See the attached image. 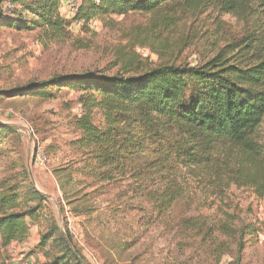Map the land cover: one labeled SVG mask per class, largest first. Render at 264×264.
I'll return each mask as SVG.
<instances>
[{"label":"trees","instance_id":"1","mask_svg":"<svg viewBox=\"0 0 264 264\" xmlns=\"http://www.w3.org/2000/svg\"><path fill=\"white\" fill-rule=\"evenodd\" d=\"M5 1L10 8L5 10L0 3V26L37 30L46 43L69 39V24L76 22L88 31L92 20L118 27L122 22L113 17L144 19L118 31L125 44L115 51V73L59 75L0 93L5 99L50 98L52 89L80 93L82 113L74 121L78 133L74 147L89 159L80 170L55 171L62 190L77 173L106 184L125 178L129 187L139 184L156 216H167L176 202L187 199L202 209L215 207L212 218H223L215 231L222 227L226 231V224L235 219L225 204L230 188L248 189L264 203V0L255 10L254 0H81L70 23L60 14L61 0ZM212 12L217 15L209 23ZM223 14L241 18L242 28L227 30L220 20ZM201 42L210 56L196 65L187 63L182 53ZM137 47L154 53L158 64L141 69ZM12 131L0 123V145ZM138 155L147 158L127 173V161ZM21 176L15 183L10 182L16 177L0 182L4 252L12 244L25 243L31 226H41L47 202L33 189L27 172ZM26 184L29 188L23 187ZM206 218L201 215L183 222L202 235L204 224L198 221ZM245 230L249 235L257 233L245 227L242 235ZM55 236L59 256L38 264H83L55 223L28 257L45 250Z\"/></svg>","mask_w":264,"mask_h":264},{"label":"rangeland","instance_id":"2","mask_svg":"<svg viewBox=\"0 0 264 264\" xmlns=\"http://www.w3.org/2000/svg\"><path fill=\"white\" fill-rule=\"evenodd\" d=\"M254 1L253 10L260 2ZM0 3L5 10L10 8L5 0ZM67 6L70 7L69 2ZM62 7L63 3L60 9ZM68 13V19L64 12L63 17L70 23L71 9ZM210 14L209 23L217 13ZM112 19L122 22V26L105 27L102 22L98 31L88 27L86 31L69 24V39L50 43L43 41L37 30L16 31L0 26V93L59 75L115 73L118 69L112 66L116 62L115 51L125 44L120 41L118 31L144 19L136 15ZM220 20L229 31L242 28V19L233 15L223 14ZM199 26H195L196 29ZM207 52L209 49L201 42L186 49L182 57L196 65L210 56ZM135 54L141 69L153 68L159 62L149 49L137 47ZM51 92L54 94L50 98L5 99L0 96V123L14 130L0 145V182L13 177L16 179L10 183L18 182L24 177L18 176L27 172L33 189L44 196L47 202L42 207L41 226L38 225L39 240L55 223L83 264H264V203L248 189L230 188L227 192L225 204L229 209L226 210L235 219L226 224V231L223 227L214 230L216 225L222 224L218 220H223L219 215L212 218L215 207L202 209L189 199L176 202L167 216H156L142 197L139 184L132 183L129 187L125 178L106 184L83 179L77 173L73 177L78 184L73 180L64 190L59 184L58 195L54 180L47 172L51 171L54 176L55 171L62 168L80 170L89 156L74 147L78 138L74 121L82 113L78 105L80 93L71 89H52ZM95 113L99 121L100 114ZM38 152L43 153V162L37 160ZM146 158V155H138L128 160L127 173L131 166L142 165ZM27 185L23 187L29 188ZM201 215L207 217L198 221L199 225L204 224L202 235L183 222ZM245 227H253L257 233L249 235L245 230L242 235ZM57 237L49 240L45 250L30 257L28 253L33 249L26 250L20 262L31 258L32 263L38 264L59 256ZM12 254L0 253V264H9L5 262L10 261Z\"/></svg>","mask_w":264,"mask_h":264},{"label":"crops","instance_id":"3","mask_svg":"<svg viewBox=\"0 0 264 264\" xmlns=\"http://www.w3.org/2000/svg\"><path fill=\"white\" fill-rule=\"evenodd\" d=\"M68 2H69V0H61V3H63V7L60 9V14H61V16H63V12H64L67 15V17H65V19H68L69 15H70V13H68L69 9H70V7L67 6ZM47 173L54 180V184H55L54 186L56 188V193H58V195H59V181H58L57 175L53 176L51 171H48ZM56 178H57V180H56ZM44 190H47V189L44 188ZM38 230H39L38 226H36V225L31 226L30 231H29V237L25 243L20 244V245L12 244L7 250V253H13L12 257H11L10 261H6L5 263L9 262V264H34V262L32 263L31 258H27V259L23 260L22 262H20V260L23 257H25L24 252L26 250H28L29 248H33L37 244L38 239H39ZM17 252L18 253L20 252V255ZM0 253L1 254L4 253L3 249H1V248H0Z\"/></svg>","mask_w":264,"mask_h":264},{"label":"built area","instance_id":"4","mask_svg":"<svg viewBox=\"0 0 264 264\" xmlns=\"http://www.w3.org/2000/svg\"><path fill=\"white\" fill-rule=\"evenodd\" d=\"M80 2H81V0H80ZM80 2H77L75 0L69 1V6L71 9L72 15H74V13L76 12V9L78 8ZM74 27L77 29H82L83 23L82 22H76V23H74ZM87 27L92 31H98L99 27H100V23L97 20H92V21H89L87 23ZM36 156H37V160L40 162L41 161L43 162L45 160L42 152H38Z\"/></svg>","mask_w":264,"mask_h":264}]
</instances>
